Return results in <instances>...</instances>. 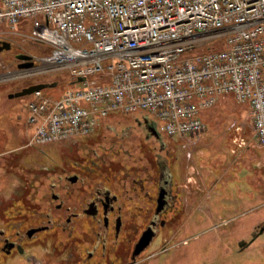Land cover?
<instances>
[{
	"label": "built area",
	"instance_id": "2783aa9c",
	"mask_svg": "<svg viewBox=\"0 0 264 264\" xmlns=\"http://www.w3.org/2000/svg\"><path fill=\"white\" fill-rule=\"evenodd\" d=\"M0 19L51 47L33 60L38 72L83 78L57 100L30 94L35 143L87 135L110 113L138 110L167 136L195 139L207 128L201 109L231 94L248 105L264 147V0H1ZM0 75L10 80L11 69Z\"/></svg>",
	"mask_w": 264,
	"mask_h": 264
},
{
	"label": "rangeland",
	"instance_id": "374dc122",
	"mask_svg": "<svg viewBox=\"0 0 264 264\" xmlns=\"http://www.w3.org/2000/svg\"><path fill=\"white\" fill-rule=\"evenodd\" d=\"M28 30L27 26L18 25L16 31L22 33L14 32L7 22L0 19V41H9L11 44V49L0 52V64L2 65H0V73L5 69H11L10 80H4L5 78L0 75V229L6 235L11 234L13 220L18 221L26 217L27 214L23 211H28L27 206L39 210L43 208L41 207V196H39L40 188L31 176L36 175V169L40 165V149L47 155H54V144L65 140H53L42 144L35 143L36 126L29 123L27 109V102L32 98V95L10 96V94L13 95L29 85L44 84L45 86L40 89L42 93L50 99L57 100L67 90L75 89L76 84L83 80L77 81L66 69H50L43 74L38 72L39 69L33 65V60L49 53L51 47L48 44L30 40L27 36ZM216 46L215 48H220V45ZM212 47L206 45L204 49ZM22 54L30 55V60L19 58L18 55ZM26 61L32 63L19 66ZM27 67H31L33 70V72L26 74L28 76L15 73L17 69ZM204 111H200V118L206 123L207 128L214 127L220 131L224 130L230 139L234 137L233 139L237 138V141L248 136L255 139L249 107L246 103L236 101L233 95H221L216 103L206 110V112L212 113L216 117L215 119H204ZM143 118L153 122L158 129V121L153 114L145 110H138L128 113H110L101 119L91 133L97 132L101 136L102 139L99 144L104 145L96 148V151L103 160L112 161L110 164L112 169L120 167L129 172L137 170L138 177L150 179L151 177H146V174L155 176L153 175L154 172L164 171L165 167L169 165L171 167L172 159L176 153L171 150L170 156L166 155L165 157L163 151L149 146L142 138L140 139L136 120ZM209 140V146L198 148L201 150V154H196V161L198 159L197 162L201 160L204 163L210 162V164L217 162L216 164L222 165L224 168L234 167L230 171L226 170L222 173L223 179L229 176L234 177L227 181L232 183L234 192L239 191L242 194L248 191L252 192L249 189L248 178H258V175L254 176L252 170L246 168L247 154L238 151L237 141L233 143L232 150L227 151L229 149L226 144V135L212 131ZM110 143H114V145L111 146ZM221 150L226 152L222 153ZM259 154L262 156V151ZM46 161L48 162V160ZM219 165H215V167L220 169ZM237 166L240 167V172L235 171ZM215 167H212V172L218 176L222 171ZM141 170L143 172H139ZM194 174L188 173L187 175L193 176ZM259 181L260 179H256L253 183L258 191L261 189ZM40 182L43 186V182ZM116 183L117 186L118 181ZM144 186L147 187V182H144ZM29 187L36 188V193L30 192ZM225 187L228 189L226 184L218 185L216 189L211 190L212 193L209 196L211 199L204 198L202 201L207 200L213 204L216 200L217 204H221L223 202V199L220 198L221 195L232 196L234 193ZM237 188L239 189L237 190ZM173 190L175 193L174 187ZM196 193V190L190 192V189L183 191L182 196H185L184 198L180 197L182 204L187 203V201L191 202V200L196 204L197 201H194L195 195H198ZM254 193L256 201L247 200L243 204L240 203V206L233 208L229 205V201H225L227 209L214 217L201 215L199 208L191 214L176 216L175 222H177L178 228L170 248L168 250L161 249L160 253L153 256H144L138 259L139 261L135 264H233L240 262L242 258L239 256L238 250L239 243L242 241L253 243L246 253V261H248L246 264H264V247H260V243L264 242V203L259 204L261 192ZM206 194L208 195L209 191L201 194V196ZM17 210H20L22 214L15 212ZM177 212L180 213V211ZM32 213L34 211L28 212L30 219L33 217ZM260 218L263 220L258 221ZM256 221L258 222L252 227L251 224ZM253 231L256 232L254 237L252 236ZM0 240L1 245V237ZM38 242L33 243L32 247L26 251L27 254L22 257L11 258V255L5 257L0 253V264H64L54 249L55 243L52 237L48 236L46 240L39 242L40 244ZM147 253L145 252V254ZM31 254L34 256L31 257ZM242 256L245 257V255ZM241 262L244 260L242 259Z\"/></svg>",
	"mask_w": 264,
	"mask_h": 264
},
{
	"label": "flooded vegetation",
	"instance_id": "af4514ba",
	"mask_svg": "<svg viewBox=\"0 0 264 264\" xmlns=\"http://www.w3.org/2000/svg\"><path fill=\"white\" fill-rule=\"evenodd\" d=\"M136 124L140 139L165 157L184 145L147 119H137ZM100 137L95 132L59 141L54 155L40 149V165L31 178L40 188L43 208L27 206L26 217L11 223L10 235L0 229L3 256L22 257L33 243L48 236L64 264H135L170 248L178 228L176 216H185L175 210L170 165L155 176L146 174L152 180L138 177L137 170L112 169V161L103 160L96 151L104 145L99 144ZM29 188L36 193V188ZM248 243L242 241L241 247Z\"/></svg>",
	"mask_w": 264,
	"mask_h": 264
},
{
	"label": "crops",
	"instance_id": "0c3cea01",
	"mask_svg": "<svg viewBox=\"0 0 264 264\" xmlns=\"http://www.w3.org/2000/svg\"><path fill=\"white\" fill-rule=\"evenodd\" d=\"M206 109H201V111H204L203 114V118L207 119V120H213L216 117L212 115V113H208L206 112ZM212 131L215 132H219L221 134L226 135L227 138V145H228V149L227 151H230L231 147L233 146V143H235L237 141V138L233 139V138H229L228 134L226 133V131L224 130H219L217 128L214 127H209L206 128V130L200 134L199 137L193 139H182V143H184L183 146H179L177 149H175L173 151V153H176V155L173 157L172 162H171V175H172V183H173V187L175 189V193H177L176 199L178 200L175 204V210L180 211V213L182 215H188L191 214L193 211H195V209H200V213L201 215H206V216H210V217H214L216 214L221 213L222 211L226 210L227 205H225V201H229L230 202V206L231 208L236 207V206H240L241 204L245 203L247 200H254L256 201V195L254 192H261L259 197H261L260 203L262 204L264 203V147L259 145L256 139V136L253 134V136L255 137V139L248 137H244L243 139L240 138L239 141L236 142V144L238 143V151H241L242 153H246L247 154V158H248V163L246 168L248 170H252L253 175H258L257 177L252 178H248V182L250 183V190L245 194L238 192H234V187L232 185L231 182H227L229 180H231L232 176H229L226 179H223L224 177L222 176L223 172H226V170L230 171L232 168L234 167H223L222 165L219 164H210V162L208 163H204V161H201L197 159H195L196 154H201V150H199L198 148L203 147V146H209V137L210 135H212ZM176 139H181V138H176ZM5 140V139H4ZM256 140V141H255ZM211 145V144H210ZM235 145V144H234ZM184 148V149H183ZM232 150V149H231ZM262 151V156H260L259 152ZM222 153H225L226 151L221 150ZM194 155V158H193ZM184 158V160H182ZM220 162V161H219ZM258 164V165H257ZM261 164V166H260ZM215 165H219L220 169L218 167H215ZM212 167L216 168L217 170H221V174L220 175H214L212 172ZM240 167L237 166L235 168L236 172H240ZM196 171V172H195ZM188 173H195L193 176H188ZM231 178V179H230ZM256 179H260V184H261V189L260 191H258L256 189V186L253 185L254 180ZM224 184H226V186H228V189L225 187V189H227L228 191H233L234 193H232L231 195H221L220 198L223 199V202L219 205L217 204V202L214 201L213 204H210V202H208L207 200L205 202H203L202 200L205 199H211V197H209L212 193L211 190L216 189V187L218 185L223 186ZM187 189H190V192L192 190H196L198 195H195V199L194 201H197V203L195 204L192 200L191 202L182 204L183 202H181V198H184L185 195L182 196L183 191H186ZM224 189V188H223ZM239 188H237L238 190ZM247 190V189H246ZM209 194L207 195H202L205 192H208ZM211 191V192H210ZM196 193V194H197ZM228 196V197H227ZM181 197V198H180ZM201 197V198H200ZM218 197V196H217ZM224 197V198H223ZM216 198V197H215ZM231 198V199H228ZM240 201V202H239ZM241 203V204H240ZM257 204V205H259ZM181 205V206H180ZM228 205V206H229ZM201 206H203V208H201ZM255 207V206H254ZM263 220V218H260L261 221ZM258 221L253 222L251 224V226L253 227ZM253 243H249L246 246H240L241 251L239 256H241V260L243 259L244 262H235L233 264H246L248 263V261H246V253L248 252V249L251 248L250 246ZM261 246L260 247H264V242L260 243ZM242 255H245V257H243Z\"/></svg>",
	"mask_w": 264,
	"mask_h": 264
},
{
	"label": "water",
	"instance_id": "95a60500",
	"mask_svg": "<svg viewBox=\"0 0 264 264\" xmlns=\"http://www.w3.org/2000/svg\"><path fill=\"white\" fill-rule=\"evenodd\" d=\"M11 47V44L9 41H0V52L2 50H9ZM19 58H22L24 60H30L31 56L27 55V54H22V55H18ZM32 62L31 61H26L24 62L22 65L19 66H25V65H30ZM83 78H77V81H81ZM45 85L44 84H33V85H29L25 88H23L21 91L11 95L10 96H22L25 94H30L35 90L41 89L43 88ZM262 231V230H261ZM252 236L254 237V234H252ZM241 243H239V245L241 246Z\"/></svg>",
	"mask_w": 264,
	"mask_h": 264
}]
</instances>
